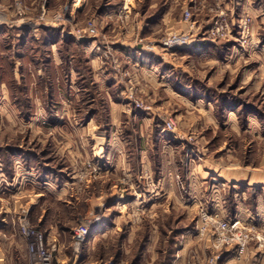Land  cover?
I'll list each match as a JSON object with an SVG mask.
<instances>
[{
    "label": "rangeland",
    "instance_id": "rangeland-1",
    "mask_svg": "<svg viewBox=\"0 0 264 264\" xmlns=\"http://www.w3.org/2000/svg\"><path fill=\"white\" fill-rule=\"evenodd\" d=\"M137 1L0 0V264H174L185 247L191 258L202 252L197 212L180 209L172 197L160 205L150 195L158 186L155 175L137 157L146 119L168 136L180 132L189 152L208 140L205 153L219 161L257 166L263 158L264 0H251L249 7L260 15L244 11L235 20L220 1L223 7L212 8L199 0L206 8L182 10L183 30L167 20L158 34L137 38L148 54L170 58L211 27L207 14L225 11L220 21L235 26L234 36L214 41L210 58L180 59L190 84L205 88L204 77L213 81L204 92L216 133L204 132L215 124L209 113L199 114L172 92L159 89L154 99L141 94L148 76L126 65L109 29L134 28L135 16L143 24L154 17L160 22L167 6L164 0ZM183 1L168 0L178 18ZM112 9L108 23H96L94 17ZM90 20L102 40L97 60L110 78L97 77L82 45L91 37L85 32ZM244 26L249 32L242 36ZM169 40L177 44L165 48ZM98 78H114L120 99L110 97ZM191 123H199L200 132ZM152 134L156 139L157 128ZM176 183L183 184L179 177ZM44 255L49 262L43 263Z\"/></svg>",
    "mask_w": 264,
    "mask_h": 264
},
{
    "label": "crops",
    "instance_id": "crops-1",
    "mask_svg": "<svg viewBox=\"0 0 264 264\" xmlns=\"http://www.w3.org/2000/svg\"><path fill=\"white\" fill-rule=\"evenodd\" d=\"M2 1L8 2L10 0ZM164 1L167 10L162 14V22L143 24L142 20L135 16L136 24L134 28H126L125 31L115 24L114 28L109 29V34L114 38L113 46L116 47V52L119 53L126 65L131 69L140 70L142 74L148 76L143 86H141V94L145 98L154 99L157 91L159 89L163 90L164 88L165 92L169 94L172 92L176 98L180 97L182 100L187 101L192 108L198 110L199 114H202L205 110L213 119L215 117L213 107L207 103V97L204 92V89L209 88L213 82L212 79L204 77L203 81L206 82L205 88L190 84L188 82L190 80L189 77H185V74H189V72L184 70L185 66L183 67L184 64L180 62V59H184L185 57L192 58L201 56L202 58H210L208 54H212L211 51L216 50L217 44L214 41L207 40L205 37L208 28L202 30L201 33H197L198 35L194 34L193 36H196L194 39L185 42L179 49L172 51V57L170 56V58H159L158 54H148L138 44L137 38L149 32L152 33L150 34L152 36L158 34L160 32V25L167 20H170L172 29L183 30L182 10L188 6L195 12L200 11L206 8L204 6L205 1L214 4L212 8L215 5L223 7V5L219 4L218 1H220L230 11L231 19L234 20L240 18L244 11H252L258 16L260 15V10L249 8L251 6V0H204V2L199 0H184L179 4L182 7L180 9L181 15L178 18L174 7L170 6L168 0ZM137 2L142 3V0H138ZM82 6L85 10L88 3H84ZM115 13L116 9H112L107 11L103 16L99 17L98 15L94 17V19L96 23L99 19L107 22ZM207 15L209 21H212L214 16L212 14ZM135 35L136 39L131 38L130 40V37L134 38ZM83 42L82 45L85 47L93 66L97 70V77L101 78L104 75L103 77L105 79L110 78V76L108 77L107 69L103 68L98 62V55L94 51L95 46L102 43L101 38L99 36L90 37L87 41L83 40ZM140 55H144L143 58ZM100 78H98V82ZM99 86L104 88L110 97L120 99V95L122 94H119L115 88L117 83L114 78L111 79V82L105 80L101 83L99 82ZM147 121L148 119L140 127L142 133L139 135L141 147L139 148L140 154L136 155L140 159V162L146 164L148 169L154 173L158 186L152 191V194L148 193L146 189H142L141 194L143 193L145 196H148V194L157 196L154 199L161 201L160 205H164L166 199L172 197L173 202L180 209H184V211H196L198 214L199 208L204 206L218 213L223 218L240 219L249 226L264 228V156L257 166L244 165L239 162L229 164L228 161L230 160L227 158L226 162L221 156V161H219L220 159L205 153L204 148L206 149L208 146V140L202 142V145L195 146V149H191V153L186 150L188 145L182 139L183 137H181L180 132L168 136L162 132L159 126H154L149 122L150 120ZM212 121L215 123L211 125L213 127L208 126V129H205L204 132L216 133L219 125L214 119ZM187 126L199 131L198 128L200 125L199 123H191ZM154 128H157L156 139L154 134H152ZM260 130L261 128L259 127L256 132ZM222 150L225 151L226 147ZM226 153L227 157L230 153L232 154L229 150ZM187 157L189 158L188 164L184 162ZM177 177L182 180V186L177 185ZM155 190L157 191L154 192ZM208 248L209 243L206 242L204 249ZM203 250H201L202 252H197L196 257L191 258L185 247V249L178 253L173 263L189 264L188 262L195 259L196 261L193 264H205L207 253ZM237 255L238 253L235 248L225 250L221 254L220 264H264V251L259 250L255 244L250 246L247 255L244 256L245 259L242 257L239 260Z\"/></svg>",
    "mask_w": 264,
    "mask_h": 264
},
{
    "label": "built area",
    "instance_id": "built-area-1",
    "mask_svg": "<svg viewBox=\"0 0 264 264\" xmlns=\"http://www.w3.org/2000/svg\"><path fill=\"white\" fill-rule=\"evenodd\" d=\"M127 8L122 12L124 13ZM185 13V18L190 20L192 16L191 11L187 10ZM225 14V11H222L220 8L217 17L215 16L212 19V25L206 32L210 41L226 39L227 37L234 36L236 31L235 26L220 21L224 18ZM3 23L4 19L0 16V26ZM86 26L85 32L89 36L98 37L99 33L95 21H88ZM248 32V27L244 26L242 36H245ZM175 44H177L176 41L169 40L164 42L163 46L165 48H173ZM97 46L98 50L102 47L101 44ZM167 125L168 130L174 129L173 122H170ZM196 233L202 241L209 243V249L212 251V255L207 258L205 264H220L221 254L229 248H235L239 258H242L248 252L252 244H255L259 250L264 251L263 231L257 227L247 225L240 219L223 218L218 213L207 209L204 206L199 208ZM37 250L43 252V249L37 248ZM43 257V263L49 262L46 255Z\"/></svg>",
    "mask_w": 264,
    "mask_h": 264
},
{
    "label": "trees",
    "instance_id": "trees-1",
    "mask_svg": "<svg viewBox=\"0 0 264 264\" xmlns=\"http://www.w3.org/2000/svg\"><path fill=\"white\" fill-rule=\"evenodd\" d=\"M156 20V17H154V19H149L147 22H153V21H155Z\"/></svg>",
    "mask_w": 264,
    "mask_h": 264
}]
</instances>
